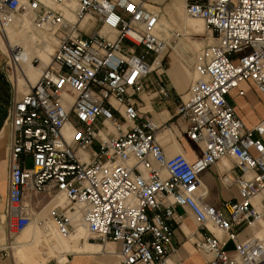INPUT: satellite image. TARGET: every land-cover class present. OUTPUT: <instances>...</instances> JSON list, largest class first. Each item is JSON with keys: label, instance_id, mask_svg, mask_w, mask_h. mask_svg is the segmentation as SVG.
Returning a JSON list of instances; mask_svg holds the SVG:
<instances>
[{"label": "built area", "instance_id": "2783aa9c", "mask_svg": "<svg viewBox=\"0 0 264 264\" xmlns=\"http://www.w3.org/2000/svg\"><path fill=\"white\" fill-rule=\"evenodd\" d=\"M184 10L204 21L213 41L191 55L194 78L183 97L148 78L163 70L183 33L163 37L159 12L144 0H0V34L26 17L54 46L8 111V236L43 208L61 236L82 226L92 241L118 242L121 264H171L170 220H180V206L194 216L202 233L193 244L209 264L264 263V235L238 237L242 227L264 223V117L246 126L228 100L232 89L244 94L242 82L264 98V0H184ZM22 54L7 45L8 72ZM145 87L175 101L187 138L201 148L194 160L164 152L160 126L139 114L136 96ZM226 157L233 166L218 180L240 198L216 208L204 200L200 176Z\"/></svg>", "mask_w": 264, "mask_h": 264}, {"label": "crops", "instance_id": "0c3cea01", "mask_svg": "<svg viewBox=\"0 0 264 264\" xmlns=\"http://www.w3.org/2000/svg\"><path fill=\"white\" fill-rule=\"evenodd\" d=\"M150 1H154V4ZM144 2H146L147 7L159 9V7L155 5V2L161 3L163 2V0H144ZM174 4H165L162 9H170L172 6H174ZM177 4L178 3H176V5ZM189 20L199 19L189 18L187 16H184L182 20L176 19V21L182 24V27L187 32L200 35L203 34L204 30L194 28V26L190 24ZM21 23L22 30L24 32H22V34L14 36V38L23 46L25 45L24 48L27 55V60L30 59L29 56L33 51L38 52V56L46 61L49 54L53 51V44L51 43L52 47L50 48V50L48 49V52L44 51L41 47L45 45L47 41H49L45 37V35H43V33L41 32H38L37 34L35 32L30 33L27 30L28 24L26 22ZM158 25L161 26L160 23ZM33 35H36L41 39L34 40L36 44L39 43L37 50L33 49L32 47L31 41ZM181 42L185 44V42H183V40L180 38L179 43L173 46L175 49V53H177L176 46H178ZM196 46L198 47V45ZM41 63L42 62L38 64V67H43L44 65H46V63L44 62L42 63V65H40ZM187 63L189 65V61H187ZM6 67V50L0 44V183H2L3 186V192H0V199L2 203V213L5 203L7 185L8 164L6 149L8 146L10 133V129L7 124L8 111L14 98L19 95L18 92H22L23 90H25L24 88L22 89V86L21 89L18 86L19 91L17 90ZM19 69L22 70L23 67L20 66ZM29 74L31 76L30 81L33 82L36 77V69L32 68V70L29 71ZM158 77L161 78L165 83H167L172 92L178 93L184 97L185 92L187 91L191 81L194 78V73L190 67H185L173 61H170L169 56V66L167 68H163L162 71L150 72L148 75V78L150 80ZM20 81L21 80L19 79L18 83ZM21 83L23 82L21 81ZM239 86L240 88L244 89V94L237 95V89H232L228 95V100L233 106L236 115L243 121L246 126H250L264 117V98L261 97V95L254 89V87L249 85L248 82H242ZM144 89L145 90L143 92L138 93V95L136 96L139 114L147 116L154 123L160 126L159 131L156 133V138L161 144L164 152L168 155L182 152L187 156L189 160H194L197 155L201 154V148L187 138L185 134L186 122L177 116L175 101L172 99H160L156 96L151 97L146 92L147 87H145ZM247 99L252 103V105L260 109V113L258 115L250 113V107H248L249 102L247 101ZM232 166L233 160L229 157H226L217 161L216 164L212 165L208 170L204 171L201 174L200 179L205 191L204 200L208 204L216 208H221L222 202L224 200H227L232 196L236 199L240 198L238 190L235 186L226 188L218 180V175ZM175 212L176 214L181 215V218L178 222L170 220V223L172 225V250L168 255V261L171 264H209L210 255L208 253L197 250L193 244L194 239L201 236L202 233L198 229V225L194 216L187 209H184L180 206L175 207ZM38 213L35 214L34 219L38 218ZM1 225L5 237L4 244L10 243L14 235L8 236L2 223ZM238 229L240 230V228ZM261 230L264 231V224L262 226L257 224V227L244 226L239 231L238 237L240 239H244L254 233L258 235ZM214 232L215 234L221 236L219 232ZM73 240V243L75 244L80 242L79 237H76ZM86 240L88 239H84L83 244L84 246H87V249L89 251H71L65 254V259H60L57 256H50L37 264H121L116 257V251L118 250L119 246L118 242L106 241L103 243H94L93 241L92 245H89L88 241L86 243ZM96 243L101 244L102 247ZM106 243L112 244H108L107 247H105ZM103 246L105 248H103ZM232 246L233 244L231 241H227L225 244L226 249H231ZM9 249L12 248L6 246L3 251L0 250V264H18L15 260L13 251L11 250L10 252Z\"/></svg>", "mask_w": 264, "mask_h": 264}, {"label": "rangeland", "instance_id": "374dc122", "mask_svg": "<svg viewBox=\"0 0 264 264\" xmlns=\"http://www.w3.org/2000/svg\"><path fill=\"white\" fill-rule=\"evenodd\" d=\"M176 3L178 4L176 5ZM165 4H168V5L174 4V6H172L170 9L164 10L162 9V7ZM155 5L159 7V9H155V10L159 12V16H160L159 23L161 24V26L160 25L158 26H159V29L162 31L161 35L163 37H167L169 36L171 29H179L183 33V36L181 37V39L183 40V42H185V44L181 42L178 46H176V52L179 55H181L183 58L179 56L177 53H175V49L173 47L172 49H169L167 53H165L164 55L163 68L165 69L169 66V56H170V61H173L185 67H190L187 61L191 59V55L197 50H199L201 47H206L209 43L213 41V37L210 35V31L208 30V28L206 27L202 19H199L200 21L199 20H189L190 24L194 26V28L204 30L203 34L201 35L187 32L182 27V24L176 21V19L182 20L184 16L189 17L185 13V10H184V0H163V2L161 3L156 2ZM147 8L153 9L151 7H147ZM18 19H22V17H19ZM21 24L22 23L20 22L12 27L7 28L5 33L0 35V44L2 45L4 49H6L7 47L6 46L7 41L9 42V44L17 42L14 36L18 34H22V32H24L22 30ZM166 27H167V30H166ZM27 30H29L28 27H27ZM32 31H35V30L32 29ZM38 32L35 31L36 34ZM177 43H179V41H177ZM37 45H39V43ZM175 45L173 44V46ZM196 45H198V47ZM31 56L33 57L38 56V52L32 51L29 57L31 58ZM38 57H39L40 62L42 63L44 62L47 64L49 61L50 54L46 61H44L43 58H41L40 56ZM25 61L28 62L27 58L25 59ZM42 63L40 65H42ZM21 66L23 67V69L27 67V65L25 64H21ZM9 74L12 76L14 81H15V77H18V81L20 79L24 83L20 70L17 69L16 72H12V73L9 72ZM21 81L18 83V86L20 87V89H21ZM247 101L249 102L248 107H250V113L258 115L260 113V109L252 105V103L248 99ZM114 114L115 116H117L116 113ZM23 162H24V167H31L32 161H31L30 155H25ZM0 192L1 193L3 192L2 183H0ZM0 204H2L1 199H0ZM1 210L2 208H0V250L3 251L4 247L6 246L4 245L5 237H4V233H3V229L1 225L4 215L1 212ZM35 210L38 211L37 209ZM40 219L44 220V226L48 229L47 231H44L43 227H41L38 224ZM257 224L262 226L264 223L261 222ZM52 226H53L52 223L45 219V214H42L41 216H38L37 219H34L33 217V221L30 223L29 227H27V229L24 232L19 233L18 235L12 238V241H11L12 244L17 243L18 241L23 242V243H26V242L29 243L24 246V252L27 255V257L26 259H20V261L23 262L22 264H37L39 261L44 260L50 256H57L60 259H65V254L71 251H89L87 249V246H84L83 241L84 239H87V238L89 242L92 243L93 241L91 240L90 235L87 233V231L83 227H81L78 230L77 235L61 236L60 234L56 232V230L54 229V226L53 227ZM262 235H264L263 230H261L257 236H262ZM76 237L80 238V242L77 244L73 243L74 242L73 239ZM95 242L96 241H94V243ZM96 244H99V243H96ZM7 250H4V251H7ZM11 250L13 251V249H9L10 252ZM93 251H96V250H93ZM15 260L18 264H21V262L19 261L17 257H15Z\"/></svg>", "mask_w": 264, "mask_h": 264}, {"label": "bare ground", "instance_id": "6f19581e", "mask_svg": "<svg viewBox=\"0 0 264 264\" xmlns=\"http://www.w3.org/2000/svg\"><path fill=\"white\" fill-rule=\"evenodd\" d=\"M150 2H154V1H150ZM144 5H145V7H146V2H144ZM189 16V15H188ZM189 18H193V19H201V18H199V17H193V16H189ZM159 19H160V16H159ZM26 22L28 25H27V27H28V32H30V33H34L35 31H32V27L29 25V21H28V19L26 18V17H22V19H16L14 22H13V25H10L9 27H12V26H14L15 24H18V23H20V22ZM204 22V21H203ZM158 24H159V20H158ZM205 24V23H204ZM9 27H7V28H9ZM159 27V26H158ZM6 28V29H7ZM6 29L2 32V34H4L5 33V31H6ZM160 30V29H159ZM161 31V30H160ZM162 32V31H161ZM2 34H0V35H2ZM48 39V38H47ZM34 40H41L38 36H36V35H33V38H32V41H31V43H32V47H33V49H35V50H37L38 49V45L35 43V41ZM7 45H20L21 47H22V49H23V54L20 56V59L17 61V62H15L14 64H15V71L14 72H16L17 71V69L18 70H20L19 69V67L21 66V64H25V65H27V67L25 68V69H22V70H20V73H21V75H22V79H23V81H24V83H21V86L23 87V88H25L23 85L26 83V84H31V83H33L35 80H36V78H37V76H38V74H39V71H40V69H41V67H38V65H32V64H30L29 63V61L27 62V61H25V59L27 58V55H26V53H25V48H24V46L21 44V43H19V42H14V43H10L9 44V42L7 41ZM6 45V46H7ZM52 46H51V42L50 41H47V43L45 44V45H43L41 48H43V50L44 51H47L48 52V49L50 50V48H51ZM7 48V47H6ZM6 50V49H5ZM24 55V56H23ZM36 58H38L39 59V57L38 56H35ZM50 58V57H49ZM39 63H40V60H39ZM32 68L33 69H36V73H37V75H36V77H35V80L33 81V82H31L30 81V78H31V76H30V74H29V71L30 70H32ZM11 76V75H10ZM11 78H12V76H11ZM12 80H13V82H14V84H15V86H16V88H17V90H18V77H15V81H14V79L12 78ZM19 91V90H18ZM65 129H66V127H62V131H65ZM223 159V158H222ZM59 199H61V197H59ZM0 208H1V204H0ZM39 212V213H38ZM36 213H38V216H41L42 214H45V209H40V210H38V211H34L33 212V216H32V219H31V221H30V223L33 221V217L35 216V214ZM40 220H43V219H40ZM39 220V221H40ZM36 221V220H35ZM30 223L29 224H27L25 227H24V229L20 232V233H22V232H24L26 229H27V227H29V225H30ZM53 227V226H52ZM82 227V226H81ZM81 227H78L77 229H76V231L75 232H73V233H71L70 235H72V236H74V235H77V233H78V230L81 228ZM253 227H257V223L256 224H254V226ZM84 228V227H83ZM43 230L44 231H47L48 229L44 226L43 227ZM19 234V233H18ZM18 234H16V235H18ZM16 235H14V236H16ZM13 236V237H14ZM12 237V238H13ZM88 239V238H87ZM83 240V239H82ZM87 241L88 240H86V243H87ZM26 244H29L28 242H26V243H23V242H20V241H18L17 243H14V244H12V242H10V246L9 247H11L12 249H13V253H14V256L15 257H17L18 259H19V261H20V259H26V257H27V255L25 254V252H24V246L26 245ZM88 244L89 245H92V243L91 242H89L88 241ZM111 245L112 243H106V246L105 247H107V245ZM100 246H101V244H99ZM4 246V245H3ZM102 247V246H101ZM104 246H103V248H105ZM2 248V247H1ZM28 261V260H27ZM42 261V260H41ZM41 261H39V262H41ZM21 262V264L23 263L22 261H20ZM38 262V263H39Z\"/></svg>", "mask_w": 264, "mask_h": 264}]
</instances>
